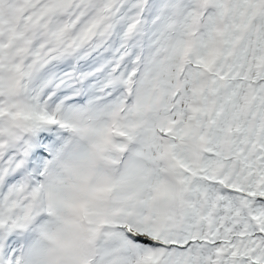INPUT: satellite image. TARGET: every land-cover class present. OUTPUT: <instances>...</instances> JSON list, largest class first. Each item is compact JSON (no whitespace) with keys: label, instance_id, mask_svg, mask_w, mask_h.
<instances>
[{"label":"snow or ice","instance_id":"6c2138e0","mask_svg":"<svg viewBox=\"0 0 264 264\" xmlns=\"http://www.w3.org/2000/svg\"><path fill=\"white\" fill-rule=\"evenodd\" d=\"M0 264H264V0H0Z\"/></svg>","mask_w":264,"mask_h":264}]
</instances>
